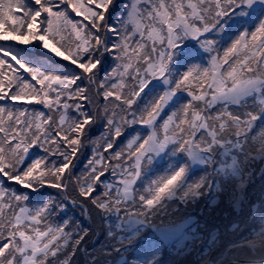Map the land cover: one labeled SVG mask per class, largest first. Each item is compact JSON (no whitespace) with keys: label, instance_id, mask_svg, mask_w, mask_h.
<instances>
[{"label":"snow or ice","instance_id":"1","mask_svg":"<svg viewBox=\"0 0 264 264\" xmlns=\"http://www.w3.org/2000/svg\"><path fill=\"white\" fill-rule=\"evenodd\" d=\"M117 6L0 0V264H264V0Z\"/></svg>","mask_w":264,"mask_h":264},{"label":"rangeland","instance_id":"2","mask_svg":"<svg viewBox=\"0 0 264 264\" xmlns=\"http://www.w3.org/2000/svg\"><path fill=\"white\" fill-rule=\"evenodd\" d=\"M123 2V0H118V6H117V9H115L114 11H119V3ZM0 43H5L7 46H11L13 45L15 42H0ZM33 51L35 52L36 49H33ZM67 63V62H66ZM38 107H41L42 106H38ZM43 110V109H42ZM90 151V150H89ZM259 183V181H257V184Z\"/></svg>","mask_w":264,"mask_h":264}]
</instances>
